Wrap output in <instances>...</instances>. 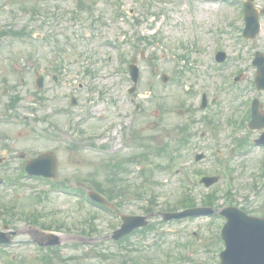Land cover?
<instances>
[{
	"label": "rangeland",
	"instance_id": "rangeland-1",
	"mask_svg": "<svg viewBox=\"0 0 264 264\" xmlns=\"http://www.w3.org/2000/svg\"><path fill=\"white\" fill-rule=\"evenodd\" d=\"M83 1L79 7L78 0H0V32L7 27L25 31L16 39L0 38V83L8 80L14 85L12 91L20 96L15 109L18 116L38 118L29 128L0 122V156L8 158L0 166V176L7 181L19 178L9 187L0 185V203H14L16 213L40 211L48 222L63 224L62 245L51 256L53 264H110L94 257L90 245L101 241L99 245L104 248L106 240L101 236L111 233L119 221L80 200L77 193L67 194L53 189L47 181L19 177L23 160L17 158L18 153L28 158L46 149L53 151L56 180L79 191H85L91 182L103 187L111 182L115 188L121 180L111 178L115 175L112 168H117L125 183L132 186L117 213L144 214L147 203L157 209L167 206L178 195L180 180L185 178L197 202L205 192L216 190L222 195L219 202L228 204L223 194L231 187L229 202L261 215L264 186L259 165L264 160V148L247 145L242 155L231 154L235 141L228 121L242 114V103L255 94V88H251L255 67L250 61L255 50L264 54L263 15L260 33L246 40L241 38L244 23L239 2L189 0L187 5L186 0ZM255 4L261 8L264 0H255ZM215 28L220 30L218 37L212 35ZM35 33H40L41 39L34 38ZM216 47L226 53V59L218 64L210 55ZM132 56L137 57L140 68L135 104L127 92L131 81L126 67ZM10 61L16 66L12 67ZM36 72L45 77L42 91L34 87ZM161 72L169 76L165 84L160 80ZM239 72L243 75L234 84L240 91L236 96L228 82ZM21 77L26 79L24 83ZM150 87L156 95L148 96ZM201 91L209 95L204 109L199 108ZM70 94L78 100L75 106L70 105ZM260 98L264 101V92ZM206 118L214 124L204 122ZM42 130L46 132L40 136ZM201 132L204 137L200 139ZM234 132L251 139L258 135V131L242 128ZM178 135L188 141L179 147L178 159L170 168H162L166 157H146L164 142L174 144ZM196 151H204L206 158L190 163ZM116 160L124 161L123 166ZM221 160H226L230 168ZM148 164V171L141 176L140 168ZM124 169L129 171L125 178ZM204 174H217L220 180L205 188L198 182ZM142 183L146 187L142 198L131 195L144 192ZM40 191L48 194L38 201L35 193ZM91 215V221L83 220ZM7 217L0 215V229ZM151 222L155 224L153 229L130 236V243L137 244L147 257L145 264H218L222 243L216 236L222 218L162 221L155 216ZM8 225L22 234L14 245L2 249L3 256L36 261L39 251L28 241L27 233L32 231L29 223L15 215ZM94 226L96 232L91 236L79 234L80 229ZM187 243L190 248L185 249L183 244ZM4 263L0 259V264Z\"/></svg>",
	"mask_w": 264,
	"mask_h": 264
},
{
	"label": "water",
	"instance_id": "water-1",
	"mask_svg": "<svg viewBox=\"0 0 264 264\" xmlns=\"http://www.w3.org/2000/svg\"><path fill=\"white\" fill-rule=\"evenodd\" d=\"M246 33L257 32L258 24L255 15H251L252 5L246 4ZM131 74L134 80L137 77V69L132 66ZM264 71V66H260ZM258 113V109L255 108ZM45 158V159H43ZM30 172L41 173L44 175H53L55 170V161L50 154H44L42 157L33 159L26 165ZM215 178H204L203 181L208 186L214 182ZM93 199L105 202L99 195L89 193ZM211 209L194 208L177 214H164L165 218L179 217L189 214L209 213ZM228 217V223L223 230V238L226 242V249L220 254L221 264H264V220L247 217L242 212L234 208H226L222 212ZM124 224L122 228L115 233L118 238L122 234L131 231L132 228L144 225L146 222L143 217H123ZM0 241H6L0 234ZM55 242H51L53 244Z\"/></svg>",
	"mask_w": 264,
	"mask_h": 264
},
{
	"label": "trees",
	"instance_id": "trees-1",
	"mask_svg": "<svg viewBox=\"0 0 264 264\" xmlns=\"http://www.w3.org/2000/svg\"><path fill=\"white\" fill-rule=\"evenodd\" d=\"M100 189H101V191H103V192H105V193H107V194H109L111 191H112V189L111 188H104V187H99ZM204 202L206 203H211V201H210V199H204Z\"/></svg>",
	"mask_w": 264,
	"mask_h": 264
},
{
	"label": "flooded vegetation",
	"instance_id": "flooded-vegetation-1",
	"mask_svg": "<svg viewBox=\"0 0 264 264\" xmlns=\"http://www.w3.org/2000/svg\"><path fill=\"white\" fill-rule=\"evenodd\" d=\"M6 81L8 82V80H6ZM9 92H10L9 89H7V88L3 90V93L6 94V95H8ZM9 97H11V96H9ZM8 104H11V100L10 99L8 100ZM10 110H12V109H10ZM6 115L9 116L7 113H6ZM23 119L25 120L26 117H24Z\"/></svg>",
	"mask_w": 264,
	"mask_h": 264
}]
</instances>
